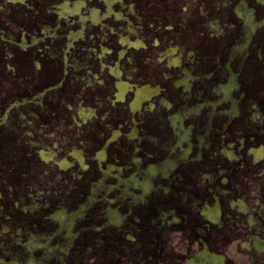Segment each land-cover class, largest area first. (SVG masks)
Returning a JSON list of instances; mask_svg holds the SVG:
<instances>
[{
  "label": "flooded vegetation",
  "instance_id": "obj_1",
  "mask_svg": "<svg viewBox=\"0 0 264 264\" xmlns=\"http://www.w3.org/2000/svg\"><path fill=\"white\" fill-rule=\"evenodd\" d=\"M0 264H264V0H0Z\"/></svg>",
  "mask_w": 264,
  "mask_h": 264
}]
</instances>
